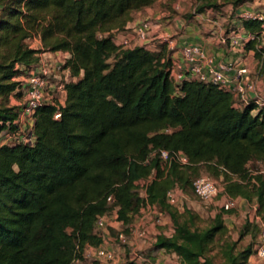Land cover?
I'll return each mask as SVG.
<instances>
[{
	"label": "trees",
	"instance_id": "1",
	"mask_svg": "<svg viewBox=\"0 0 264 264\" xmlns=\"http://www.w3.org/2000/svg\"><path fill=\"white\" fill-rule=\"evenodd\" d=\"M157 1L0 0V133L17 128L22 107L11 99L22 98L41 54L64 55L67 76L63 103L35 111L34 141L0 146V264L86 262L85 248L102 242L97 217L114 210L124 229L148 208L170 223L151 248L175 254L180 264H247L254 254L264 236V105L243 104L211 83L174 82L164 44L118 45L134 15ZM253 1L195 0L188 20ZM233 18L237 24L225 33L249 37L242 49L264 69V18ZM33 38L40 48L28 43ZM178 153L187 164L174 159ZM203 173L220 182L218 195L255 207L237 240L223 218L233 209L201 225L186 205L168 203V192L189 194ZM244 237L251 242L241 246ZM122 247L130 259L133 249Z\"/></svg>",
	"mask_w": 264,
	"mask_h": 264
},
{
	"label": "built area",
	"instance_id": "2",
	"mask_svg": "<svg viewBox=\"0 0 264 264\" xmlns=\"http://www.w3.org/2000/svg\"><path fill=\"white\" fill-rule=\"evenodd\" d=\"M241 16L246 20L251 18L263 19V16L253 14L249 10H243ZM149 33L150 23L148 21H142L138 23L136 27H131L128 34L118 36L115 42L123 48H133L135 46L149 47V42L154 38L153 36L150 37ZM261 35L262 44L264 46V27ZM157 39H162V44H164L169 51L178 53L177 58L171 59V64L169 66V77L174 82L196 80L198 82L211 83L220 89L230 92L243 104H247L251 100H255V102L259 104L256 99H250L248 97L247 89L243 85L244 77L247 75V69L245 67L238 69L233 75V78H229V73L233 69L232 65L228 63H214L213 58L208 56L201 47L197 45H185L182 46L180 50H177L174 40L167 35H161ZM248 39L249 37L242 34L230 35L226 38L224 37L223 42L228 41L231 48L242 49V42ZM57 54L58 56L60 55L59 53ZM62 56L60 60L56 58L55 62L49 60L45 61L41 57L38 65L27 73L21 90L23 92L22 97L25 100L24 104L21 103L20 105L22 109L16 121L17 128L10 133H0V146L14 143L31 144L34 141L32 126L35 111L44 104L63 103L62 101H56L51 94V91L55 89L65 94L62 83L57 85V87L52 84V81L55 83V79H58V76L64 72V55ZM54 117L57 119L60 117V114L56 113ZM160 156L163 161L167 160L168 155L166 152H161ZM174 159L182 165L188 162L187 158L182 153L176 154ZM142 185L143 182L141 183V187ZM192 192L200 202L207 204L217 197L219 193V184L213 178L203 175L193 181ZM143 194L142 192L141 196H143ZM175 195L176 191L168 192L167 201L170 205L177 206L178 203ZM107 201L111 204L113 203V198L110 196ZM237 201L238 199H231L225 196V200L222 202L220 208L225 211L235 209ZM150 214L153 215L154 222L158 225L160 223L161 214L148 208L140 218L124 228L128 230V234L125 233L124 229L121 227L122 229L117 231L114 240H116L121 247L124 245L130 246L137 240L149 239L150 241L148 232L144 228L145 217ZM256 221H259L257 217ZM113 224L121 226L114 210L96 218L94 228L102 238V242L97 247L87 246L85 248L83 256L89 264H111L115 260V252L111 247L113 244L111 243V234L109 232ZM253 255L264 263V237L262 235L258 237ZM129 262L131 264H151L149 258L137 255L136 252H133Z\"/></svg>",
	"mask_w": 264,
	"mask_h": 264
},
{
	"label": "rangeland",
	"instance_id": "3",
	"mask_svg": "<svg viewBox=\"0 0 264 264\" xmlns=\"http://www.w3.org/2000/svg\"><path fill=\"white\" fill-rule=\"evenodd\" d=\"M218 4H223L225 0H217ZM194 4L195 0H158L149 10L146 12H142L139 14H135L134 18V24L132 28L136 27V25L142 21H148L149 23L152 22L154 23L155 21H160L162 26L161 28L165 29L166 32L161 33L162 36H168L174 40V43L177 44V37L179 34H181V30L185 27V23H189V18L188 16H193V10H194ZM226 4L225 6H227ZM228 7H222V9L218 13H209L206 15L205 13V18L207 20H216L219 23L220 28L223 29V36L226 35L227 32L232 30V26H234L230 21H236V18H233V14L227 13L228 11L231 12L229 9L228 11L226 10ZM226 10V11H225ZM251 12L255 14H259L263 16L264 18V0L259 2V5L250 7ZM144 13V14H143ZM234 13V12H233ZM198 20H201L200 17H197ZM190 20H194L191 18ZM196 20V19H195ZM202 21V20H201ZM183 26L180 27V24L183 23ZM204 24V21H202ZM197 24V23H196ZM154 25H157L154 23ZM182 25V24H181ZM178 26V27H177ZM151 27V23H150ZM198 27L202 32L205 34H210L212 31H209L207 27H202L201 24H198ZM181 29V30H180ZM213 30V29H212ZM225 30L227 31L225 33ZM28 43L33 47H38L39 40L38 39H31L28 41ZM150 45H152V49L158 48L159 45L162 44V39H153L149 42ZM177 46V45H176ZM42 58L47 61L55 62L56 58L58 60L62 59V55L60 54H52V53H43L41 54ZM58 56V57H57ZM67 79L66 75L60 74L58 76V79H55V83L52 81V84L56 87L57 85L62 83V80ZM51 94L53 98L56 101H62L64 100V94L60 93L57 89L54 91H51ZM24 98H21V103L24 104ZM14 105V103L12 102ZM209 176L206 173H203L202 176ZM210 177V176H209ZM212 178V177H211ZM217 183L219 184V188L221 187L220 182L217 180ZM177 199V203L186 205L189 209L194 211L195 213L199 214L200 218L202 219L201 225H205V222H207L209 219H211L215 214H217L221 208L222 202L225 200V196L220 194L217 195L216 198L210 203H203L200 202L190 191L189 194L186 193H181V192H176L175 195ZM243 208V205L240 203V199L237 201L236 208L233 209V213L231 215H224V221L225 224L229 230L230 237L233 240L238 239V229L240 226L243 224L245 221L244 215H242L241 209ZM146 212V211H145ZM247 214L246 217L248 216L252 218L251 213L253 212V204L248 205V209L246 210ZM156 213H158L156 211ZM148 214V213H146ZM153 214V213H152ZM150 214L149 216L145 217V225L144 228L148 232V237H153V234L159 233L161 230L165 231L166 233H169L170 231V223L169 219L167 216L164 214H161L160 216V223L157 225L155 224V220L153 219V215ZM204 222V223H203ZM122 228L121 226L117 227V231H120ZM116 231V233H117ZM116 236V235H115ZM115 236L112 237L110 236L111 243L115 245L116 247H121L120 244H116ZM138 241V240H137ZM258 241V239H257ZM257 241H255L254 247L257 244ZM251 242L250 237H244L240 241L241 246H246ZM137 255H142L143 257H146L144 253H141V251H136ZM253 257L248 260L247 264H264L263 262L259 261L254 255Z\"/></svg>",
	"mask_w": 264,
	"mask_h": 264
},
{
	"label": "crops",
	"instance_id": "4",
	"mask_svg": "<svg viewBox=\"0 0 264 264\" xmlns=\"http://www.w3.org/2000/svg\"><path fill=\"white\" fill-rule=\"evenodd\" d=\"M260 1L262 0H254L253 2L240 6L239 9L234 12L233 16H237L243 10L251 11L250 7L259 5ZM149 9H146L143 12H146ZM229 9L231 10V8H227L226 10L228 11ZM227 13L231 14L233 11L231 10V12L228 11ZM199 17L202 21H204V24L201 20L196 18V20H193L187 24L185 23L183 30L180 29L181 34H179L177 37L178 42L176 44V49L180 50V48L185 45H197L201 47L208 56L213 58L214 63H228L232 65L233 69L229 73V78H233V75L238 69L245 67L247 69V75L244 77L245 79L243 81V85L247 89V95L250 99H256L260 105H264V69H262L261 66L258 65V62L253 58V53L245 52L240 48H231L227 42H223V38H226L229 35L226 34L223 36V29L220 28L218 21L207 20L205 18V14H202ZM150 23L151 27L149 34L150 37H154L151 40L157 39L159 36H161V33L166 32L165 29L161 28L163 26L160 21L154 22L157 25H154L152 22ZM230 23L233 25L237 24V20L230 21ZM133 24L134 22L130 26L132 27ZM181 24L180 27L183 26L184 22ZM198 24H201L204 28L207 27L209 31L212 32L210 34H205L200 30ZM38 45L39 46L35 48L41 47L40 43H38ZM149 47L152 48V45L149 44ZM171 56L173 59H175L178 57V53L172 52ZM12 102L14 105H21V99L14 98L11 99V103ZM240 203L243 205V208L241 209L243 213L242 215H244V219H246V210L250 204L244 203L241 199ZM253 208L255 207L253 206ZM253 215L254 213L252 212L251 216ZM117 227L118 225L115 224H113V227H111L114 233H116ZM261 235L263 236V234ZM153 239V237H150V241L149 239L135 241L132 245H130L131 250L133 249V252L139 250L141 253H144L146 258H149L151 264H180L179 259L175 254L167 253L164 250H153L150 245L153 242ZM111 247L115 252V260L111 264H129L128 251H126V249L123 247H116L115 245H112ZM252 257L253 256H251L249 259ZM75 264H89V262H76Z\"/></svg>",
	"mask_w": 264,
	"mask_h": 264
}]
</instances>
